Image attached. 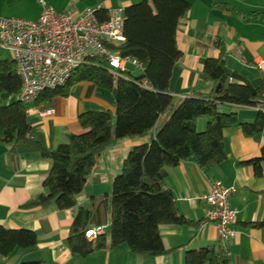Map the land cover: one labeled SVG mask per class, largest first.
Returning a JSON list of instances; mask_svg holds the SVG:
<instances>
[{
    "label": "trees",
    "instance_id": "obj_1",
    "mask_svg": "<svg viewBox=\"0 0 264 264\" xmlns=\"http://www.w3.org/2000/svg\"><path fill=\"white\" fill-rule=\"evenodd\" d=\"M191 9L188 0H141L125 8V41L119 46L125 57H134L142 64V73L115 76L105 59L94 57L79 66L68 82L43 91L34 104L56 96L69 95L72 87L91 81L105 89H117L115 111L92 110L79 115L84 129L72 134L55 149L44 147L31 134L28 106L20 100L0 105L1 139L15 153L39 152L50 160V170L44 180L48 192L27 201L23 207L54 206L63 210L78 207L68 236L74 254L87 256L107 246V233L89 240L86 231L95 225L110 222V247L127 245L133 252L160 255L166 249L160 225L191 224L180 213L176 197L167 183V168L194 158L202 168L212 167L227 158L224 129L239 125L244 134L254 137L264 131V80L254 92L243 83L219 84L223 75L218 58H208L205 72L216 82L209 93L186 97L175 106L169 91L174 65L182 56L177 43V27ZM101 20L108 18V10L99 8ZM222 45V42H218ZM22 79L12 59H0V93L17 94ZM258 106L253 121H241L235 112L219 110L220 104ZM172 109L169 117L149 143L135 145L124 160L122 171L114 178L111 194L91 197L89 205H79L77 196L86 186L97 166L101 153L126 137L150 134L160 117ZM206 118V126L198 129L197 122ZM252 165L256 176L263 174L264 145L259 156L237 162ZM264 227V217L249 223ZM38 242L35 231L11 229L0 225V259L17 248L29 249ZM41 260H27L17 264H41ZM185 264H230V255L222 245H210L190 250Z\"/></svg>",
    "mask_w": 264,
    "mask_h": 264
},
{
    "label": "crops",
    "instance_id": "obj_2",
    "mask_svg": "<svg viewBox=\"0 0 264 264\" xmlns=\"http://www.w3.org/2000/svg\"><path fill=\"white\" fill-rule=\"evenodd\" d=\"M16 0H0V16L11 10ZM141 0H47L58 10L69 8L83 11L87 7L106 10L126 8ZM191 9L180 19L177 43L182 51L174 65L169 91L175 106L186 97L209 93L216 82L204 70L208 58L225 55L226 65L245 77L255 88L264 80V72L256 67L257 58L264 57V0H188ZM39 16V13L35 18ZM31 19V18H29ZM222 42V45L218 42ZM0 59H12L8 50L0 47ZM243 83L231 79L230 83ZM220 85L224 84L220 81ZM16 94L0 93V105L14 102ZM117 89H105L94 82L75 84L69 95L56 96L40 104H27L31 134L44 147L55 149L74 133L84 131L79 115L86 111H115ZM53 110L52 114L45 111ZM223 112H235L241 121H253L258 106L225 103ZM167 110L156 128L147 136L126 137L104 150L88 182L78 194V206L89 205L91 197L111 194L114 178L122 171L123 163L135 145L149 143L151 135L169 117ZM207 119L200 118L197 127L203 130ZM0 132V225L26 228L36 232L38 242L29 249L17 248L0 264H17L27 260H41V264H185L188 251L210 245H222L230 255V264H264V227L249 223L264 217L263 174L256 176L252 165L237 162L259 156L264 145V131L254 137L246 136L239 125L224 129L225 161L212 167H200L194 158L167 168V183L173 191L181 214L193 223L181 225L165 223L160 233L166 249L164 254L147 255L133 252L127 245L110 247V222L104 224L107 246L87 256L74 254L68 236L78 207L57 209L54 206L23 207L27 201L48 192L44 180L50 170V160L39 152L15 153L1 139ZM216 181L236 186L230 205L236 211V234L221 236L215 222L205 217L208 204L205 195Z\"/></svg>",
    "mask_w": 264,
    "mask_h": 264
},
{
    "label": "built area",
    "instance_id": "obj_3",
    "mask_svg": "<svg viewBox=\"0 0 264 264\" xmlns=\"http://www.w3.org/2000/svg\"><path fill=\"white\" fill-rule=\"evenodd\" d=\"M39 1L42 8L36 19L0 16V47L10 52L22 79L17 100L34 103L43 91L65 85L79 66L94 57L105 59L115 76L130 72L129 64L142 68L139 60L123 56L119 49L126 39L124 8L108 10V18L101 20L98 7L58 10L47 0ZM255 65L264 72V57L257 58ZM235 191L236 186L216 181L204 197L208 204L205 217L216 223L224 238L237 232V214L230 205ZM105 232V225H95L87 229L86 236L95 241Z\"/></svg>",
    "mask_w": 264,
    "mask_h": 264
},
{
    "label": "rangeland",
    "instance_id": "obj_4",
    "mask_svg": "<svg viewBox=\"0 0 264 264\" xmlns=\"http://www.w3.org/2000/svg\"><path fill=\"white\" fill-rule=\"evenodd\" d=\"M41 4L39 0H16L11 6L9 13H6L7 16H18L23 18H35L37 14L41 12ZM131 69V74L138 76L142 73V70L137 69L133 65L129 64Z\"/></svg>",
    "mask_w": 264,
    "mask_h": 264
},
{
    "label": "water",
    "instance_id": "obj_5",
    "mask_svg": "<svg viewBox=\"0 0 264 264\" xmlns=\"http://www.w3.org/2000/svg\"><path fill=\"white\" fill-rule=\"evenodd\" d=\"M220 67L222 68L223 75L220 78V81L225 84L226 87L229 86L231 79L240 80L243 84L248 85L254 92L256 88L252 86V84L242 75H240L237 71L232 70L229 66L226 65V60L221 59ZM154 138V135H151V140Z\"/></svg>",
    "mask_w": 264,
    "mask_h": 264
}]
</instances>
